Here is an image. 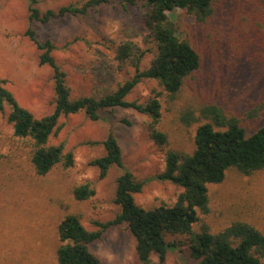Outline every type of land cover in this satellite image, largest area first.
Listing matches in <instances>:
<instances>
[{
  "label": "rangeland",
  "instance_id": "374dc122",
  "mask_svg": "<svg viewBox=\"0 0 264 264\" xmlns=\"http://www.w3.org/2000/svg\"><path fill=\"white\" fill-rule=\"evenodd\" d=\"M82 1L37 0L36 5L45 10ZM142 12L140 4L111 0L86 16L30 23L28 0H0V78L7 80L6 87L35 117L52 112V69L39 64L40 51L25 34L31 27L39 41L54 43L52 55L66 73L72 98L111 91L135 73L130 63L116 59L118 44L132 39L142 48L149 46L140 25ZM171 18L180 36L199 51L201 65L174 97L153 79H143L134 87L128 100L157 95L161 116L156 124L147 114L119 106L102 110L96 120L84 112L62 116L50 143H63L73 151L74 165H56L38 175L29 160V141L15 137L0 113V264H57V226L67 214L77 215L88 230H102L91 245L101 264H141L126 224L103 227L119 211L114 197L123 169L146 180L141 192L134 194L139 206L172 204L182 188L157 179L156 174L165 168L168 149L193 151L196 128L209 121L201 113L203 105H216L241 119L249 133L264 125V0H220L214 16L204 23L182 9L174 10ZM153 54L143 57L140 69L149 66ZM183 109L193 113L190 124L181 121ZM152 126L166 134V143L158 144L151 137ZM109 133L121 146L123 168L112 166L100 178L90 160L104 154L101 142ZM85 181L91 182L95 194L78 200L73 187ZM208 194V210L199 214L195 230L207 224L217 231L244 220L264 233V168L251 174L229 169L221 182L208 184ZM166 239L176 246L158 264H197L186 234H169Z\"/></svg>",
  "mask_w": 264,
  "mask_h": 264
},
{
  "label": "trees",
  "instance_id": "16d2710c",
  "mask_svg": "<svg viewBox=\"0 0 264 264\" xmlns=\"http://www.w3.org/2000/svg\"><path fill=\"white\" fill-rule=\"evenodd\" d=\"M110 1L83 0L41 10L36 5L37 0H28V19L30 23H46L65 15L86 16L91 9ZM125 1L142 6L140 25L145 32L144 42L149 46L142 48L132 39H124L118 44L116 59L121 64L130 63L135 73L115 89L99 96L72 98L66 73L52 55L54 43L50 39L39 41L31 27L25 34L40 51L39 64L52 69L55 94L52 112L35 117L6 87L7 80L0 78V113L12 125L15 137L29 141V160L36 174L45 175L56 165L64 168L74 165L73 151L66 150L63 143H50L51 135L61 127L59 120L62 116L84 112L89 119L96 120L102 110L119 106L147 114L156 124L161 116L157 95L143 101L128 100L134 87L143 79H153L174 97L200 67L199 51L189 39L180 36L171 13L182 9L204 23L214 16L220 0ZM148 52L154 53L150 64L140 69ZM201 113L209 121L196 128L193 151L168 149L165 168L156 174L157 179L182 188L175 201L148 209L139 206L134 194L141 192L146 180L137 179L129 170L123 169L117 177L114 197L119 211L103 227L126 224L134 238L136 258L141 264L164 261L169 248L176 246L174 242L167 241L169 234H186L189 237L190 254L197 264H264V233L251 223L235 220L217 231L211 230L207 224H202L199 230L193 228L200 221L199 214L208 210V184L221 182L229 169L251 174L264 168V125L249 133L241 119L225 114L213 104L203 105ZM180 114L185 124L194 119L189 110L183 109ZM254 116L260 117L258 114ZM151 137L158 144L167 142L166 134L155 126L151 128ZM101 144L104 154L91 159L90 164L99 169V177L103 178L112 166L123 168V158L121 146L112 133ZM72 193L76 199L84 200L95 194V188L90 181H85L75 185ZM57 235V264H101L91 245L101 237L102 230H88L77 215L67 214L58 223ZM154 256L158 258L157 262L153 260Z\"/></svg>",
  "mask_w": 264,
  "mask_h": 264
}]
</instances>
